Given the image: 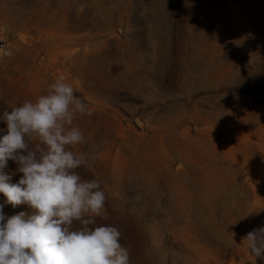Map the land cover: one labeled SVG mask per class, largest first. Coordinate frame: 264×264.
Listing matches in <instances>:
<instances>
[{
	"label": "rangeland",
	"instance_id": "obj_1",
	"mask_svg": "<svg viewBox=\"0 0 264 264\" xmlns=\"http://www.w3.org/2000/svg\"><path fill=\"white\" fill-rule=\"evenodd\" d=\"M59 76L130 264H264V0H0V113Z\"/></svg>",
	"mask_w": 264,
	"mask_h": 264
},
{
	"label": "clouds",
	"instance_id": "obj_2",
	"mask_svg": "<svg viewBox=\"0 0 264 264\" xmlns=\"http://www.w3.org/2000/svg\"><path fill=\"white\" fill-rule=\"evenodd\" d=\"M8 55H11L9 53ZM91 116L87 103L59 76L35 101L0 113V193L13 208L5 217L0 204V264H130L129 250L115 226H96L107 215V196L96 179H82L77 169L90 168L94 157L71 149L86 143L78 117ZM22 176L12 182L8 161ZM6 221V222H5ZM249 252L264 260V227L244 239Z\"/></svg>",
	"mask_w": 264,
	"mask_h": 264
}]
</instances>
